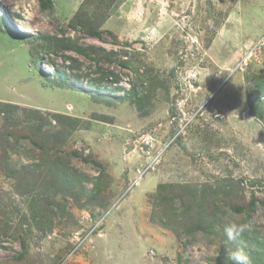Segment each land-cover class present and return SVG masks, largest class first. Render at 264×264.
Returning a JSON list of instances; mask_svg holds the SVG:
<instances>
[{
    "label": "rangeland",
    "instance_id": "374dc122",
    "mask_svg": "<svg viewBox=\"0 0 264 264\" xmlns=\"http://www.w3.org/2000/svg\"><path fill=\"white\" fill-rule=\"evenodd\" d=\"M52 2L0 0V264H231L226 225L264 237V0Z\"/></svg>",
    "mask_w": 264,
    "mask_h": 264
},
{
    "label": "trees",
    "instance_id": "16d2710c",
    "mask_svg": "<svg viewBox=\"0 0 264 264\" xmlns=\"http://www.w3.org/2000/svg\"><path fill=\"white\" fill-rule=\"evenodd\" d=\"M40 1V5L41 8L44 10H47L48 8H51L53 6V2L52 0H39ZM98 36H100L99 33H97ZM95 35V33H94ZM73 50V49H72ZM74 51L78 54H84L85 49H76L74 48ZM125 62L122 64V66H124ZM56 76L62 80L63 75H62V71L61 70H56ZM76 79L78 80H74L73 82H69V81H63L64 85L69 87L70 89H77V85L76 82H79L80 77H76ZM96 82V81H95ZM107 88V87H106ZM80 89V88H78ZM121 89L119 87L117 88H113L112 91H106V94H104L102 91H98V93H94L92 94V96H97V95H110L112 96L113 92L116 91H120ZM80 91H86L89 94H91V92H89L87 89H80ZM133 93L130 94V92L128 93V97H117L116 99L119 101H123V100H128L129 97H131V95H135L136 96V91L135 89L132 90ZM109 92V93H108ZM263 94L264 92L261 91ZM130 99V98H129ZM262 119H264L262 117ZM264 121V120H262ZM53 173V178H52V184L51 186H53L55 188V190L57 191L58 194H73L75 193L73 191L74 188L77 187V189L81 190V188H83L84 185V180L83 178H81L80 175H78L77 173H73V175H69L67 173L66 169L63 168H59L56 167L52 170ZM159 191L161 192H166L168 190H172V187L170 186H161L158 188ZM77 195V193L74 194V196ZM167 198V197H166ZM77 199V198H76ZM169 201L171 202L174 197L172 195H168ZM240 241H243V244L240 243ZM240 241H239V245L240 247H243L245 252L249 255L252 264H257V261L259 260V263L264 264V237H262L260 235V233L256 232V231H250L249 232H244L242 233V236L240 237ZM224 257L223 255L219 258L216 259V264H224ZM223 261V262H222ZM231 263V261H230Z\"/></svg>",
    "mask_w": 264,
    "mask_h": 264
},
{
    "label": "clouds",
    "instance_id": "9594fccd",
    "mask_svg": "<svg viewBox=\"0 0 264 264\" xmlns=\"http://www.w3.org/2000/svg\"><path fill=\"white\" fill-rule=\"evenodd\" d=\"M189 75L193 79H195L198 73L196 72L195 69H192V70H189ZM109 89L112 90L113 88H109ZM224 234L227 237L228 242H237V241H240V237L242 235V228L238 226L236 223H230L225 226ZM240 243L243 244V241H240ZM225 253H226V259L228 261H231V264H252V261L249 255L245 252L243 247H238L234 250L226 247Z\"/></svg>",
    "mask_w": 264,
    "mask_h": 264
},
{
    "label": "bare ground",
    "instance_id": "6f19581e",
    "mask_svg": "<svg viewBox=\"0 0 264 264\" xmlns=\"http://www.w3.org/2000/svg\"><path fill=\"white\" fill-rule=\"evenodd\" d=\"M18 26H19V25H18ZM19 29H20L21 31H24L22 27H19Z\"/></svg>",
    "mask_w": 264,
    "mask_h": 264
}]
</instances>
